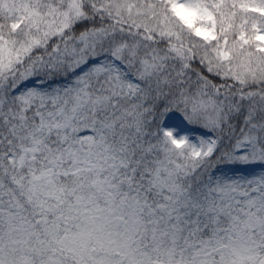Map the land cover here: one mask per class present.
<instances>
[{
  "label": "snow or ice",
  "instance_id": "6c2138e0",
  "mask_svg": "<svg viewBox=\"0 0 264 264\" xmlns=\"http://www.w3.org/2000/svg\"><path fill=\"white\" fill-rule=\"evenodd\" d=\"M0 264H264V0H0Z\"/></svg>",
  "mask_w": 264,
  "mask_h": 264
}]
</instances>
